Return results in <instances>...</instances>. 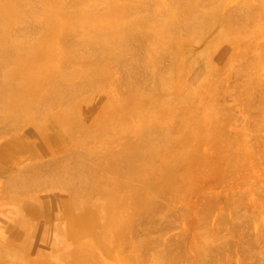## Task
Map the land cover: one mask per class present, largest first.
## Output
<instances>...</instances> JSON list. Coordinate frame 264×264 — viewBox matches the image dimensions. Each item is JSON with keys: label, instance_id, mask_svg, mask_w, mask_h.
Here are the masks:
<instances>
[{"label": "bare ground", "instance_id": "6f19581e", "mask_svg": "<svg viewBox=\"0 0 264 264\" xmlns=\"http://www.w3.org/2000/svg\"><path fill=\"white\" fill-rule=\"evenodd\" d=\"M224 1L225 0H213L209 3L210 0H207V4H205L206 1L204 3V0H0V129L7 132L5 131L6 129H14L13 126H16L14 129L16 131L18 128L17 124L20 123L18 117L23 113L20 111H27L32 115L31 117H33L34 104L44 103L46 105L43 107H45L49 106L48 104L50 103H56L55 101L60 99H63L60 101H63L65 104L66 102H64V98L69 102L72 101L73 98H76L73 91L72 94L68 95V93L71 92L70 90L76 89L77 91L80 90L81 87L83 89L85 86V91L88 86V88H90V86L93 85L100 86L106 84V86L114 88L113 91L116 92V99H125L124 106L122 108H117V101L119 100H116L115 98L110 100L107 99L102 106V110H104L108 101L111 103V111L113 113L115 112V114L118 110L125 111L126 113L123 115H127L129 111L133 112L137 109L141 112V109L150 111L149 108L151 109V105L158 108V105H162V103L160 99H156V95H154L155 99L147 100V98L150 93L158 94L162 81L168 78L167 74H163L164 72L162 71L166 70L163 68L167 62H165L164 59L168 56L170 57L171 52H175L177 56L175 62L178 66H181L185 54L187 55L189 50L192 51V44L202 42L203 39L206 38V34L209 33L210 30H213L214 32V29L217 27H220V31H223L222 35L234 32L236 35L235 40L239 42L243 41V38L246 35L240 34L241 32L239 31L242 28L239 25L244 21L246 23L249 22L248 19L251 18V14H249L247 11L248 9L243 5L247 11V15H243V7H241L240 10L238 4L223 12L222 7H224V5L222 6V4ZM208 3L210 5H208ZM249 3L251 4V1ZM261 3L263 4L256 14V16L258 15V19H262L264 16V0H261ZM240 4H242V2ZM100 5L102 6L100 7ZM200 7L203 8L199 9ZM250 7L252 8L251 5ZM140 11H148L149 13L147 12V15L143 13V16H141L138 14ZM246 11L244 14H246ZM244 25L245 24H243V27ZM256 27L257 30H250V36L253 37L258 34L264 35V25L256 23ZM238 33L240 35H238ZM186 38H188V40ZM211 38L212 39H209L208 41L205 40L207 47H210L212 42L215 43L216 41L214 37L211 36ZM133 41H136V43L142 48V51H145L144 55L146 60L143 61L144 58L142 56L143 59H141L142 62L139 70L137 64H139L140 61H136L134 59L135 55H131V57L134 56L133 59L136 61L134 62L135 69L137 68L139 71H136L131 67L132 72L130 70L129 74H126V72L123 74L121 72L122 67L124 66L125 68L124 63H126V61H123V59H125L124 53L129 52L131 54V45H134L131 44V42ZM190 41H193V43L190 44ZM77 45H80L84 49L97 45L96 48H94V46L92 48H94L97 53H103L101 63L100 61L91 62L90 57L87 56L85 59L79 60V62H81L79 69L64 71L60 75L58 71L62 67L67 68L69 65L75 66L78 61L76 58L77 51L75 50ZM225 47L226 46H224V48ZM135 48H137V46H135ZM246 48L248 47H245V49ZM134 49L133 51H137V49ZM262 49L264 50V44H262ZM163 53L165 55H163ZM135 54L139 55L138 53ZM141 54H143V52H141ZM162 55L164 57V62L161 63L163 66L160 67L163 69L160 71L157 66L156 69L149 72L146 66L150 63L155 64L156 60ZM139 56L141 57V55ZM223 56L224 54L221 55V57ZM43 60L51 62L52 66L48 67L45 71H40L38 65L40 66ZM130 60H132V58ZM170 62L172 63V61L168 59V63ZM128 63L130 64L131 61ZM134 63H131V65ZM115 64L118 66L122 65L121 70H119L122 73V76H117L115 71L112 72ZM144 67L147 69L143 70ZM184 67L185 66L183 65L178 76L181 84L183 82L182 72L185 69ZM118 68L120 69V67ZM128 69H130V67ZM128 69H124L123 72ZM224 69V67L214 69V72L210 74V78L218 82L219 80L215 77L217 76L219 78L220 73L225 72ZM192 73L190 75H194V73ZM200 74L201 72L197 75ZM75 77H78L79 79L75 80ZM40 79L43 81L41 85H39ZM194 81L195 80H193V82ZM122 83L128 87H125L127 90L124 93L123 90L119 88L122 86ZM142 85L144 87L148 85L147 89H149V92L146 94L147 97H145V100L143 101V106H141V102L144 98L143 93L137 92L138 87ZM82 89L80 90L81 93L83 92ZM144 89L146 90V88ZM167 91H169L168 88L164 90V92ZM182 93V90L177 93L179 100L176 104H172L169 110L163 107L160 108L162 113L159 111V113L156 112V114L148 117L146 126H144L143 129L140 128L136 131L135 136L139 138L137 141L128 140L119 152H115L108 157L106 156L107 158L105 162L102 160L103 163H99L97 160L93 162V155H91L92 157L89 155L85 157L76 155L80 152L77 148L79 142L74 144V148L72 149L74 150V154L71 152L73 157L71 154L67 153L66 155L68 157L65 155L64 158H61L60 155L59 157L61 159L53 157L49 160L47 159L48 161L53 159L50 163L48 161H43L45 166H49V168L51 167L53 170L54 168H57L58 165L61 166L62 169L58 168L57 170H63L64 173V175L60 173V175H63V179L65 177L64 181H61L60 183L61 185L63 184L65 188L58 186L61 187V192L55 196V198L59 199L55 204H58L56 206L59 209V213L62 214V218L64 219L63 223L58 221V213H50L52 209L50 202L51 199H47L46 196H41L40 194H33L32 192L34 188L32 192H30V184L33 183L31 180L34 179L36 182L38 180V175L42 177L40 175L42 172L39 171V173L36 166L33 168L31 163L32 169H29L30 167L28 169L21 168L19 169V172L15 169L17 173L14 171L15 174H9V178H7L8 180L4 179L5 181H2V191H4L5 187V190L11 192L9 189L16 186L15 189L18 187L23 191L21 195H25L24 193L26 192L27 194L30 192L29 194L34 195L33 198L29 200H21L20 194L16 199L13 197L14 199L12 200L20 199L17 203L15 201V204L13 203V205H15V214H17L16 217L20 215V211H22L29 214L27 219L35 218L38 221L43 220L44 225L42 226L41 233H39L40 239L50 242L52 248L50 249L52 250V253L56 255L55 258H51L49 255L51 251H48L49 253H44V257L30 258L31 255H29V253L32 254L31 252L33 250V231L27 227V220L24 218V223L17 227L19 219L16 218V220L14 219L15 224H9L6 227L4 225L6 224V220L3 221L1 218V215L6 217V214L0 212V264H104L101 262L105 261L108 264V262H111L109 259L116 260L119 257H122L126 264H141L143 262V252L141 251L149 241L147 239L149 237L148 235L144 237L142 236V238L138 237L140 239L137 242L135 241L136 243H130L132 240H130L128 233L133 231L134 233L132 234L136 235L134 231V227H136V224H134L135 219L140 215L144 217L141 218V224H145V221L147 224H150L148 221L151 220L153 216H160L159 214L161 210L165 207L164 204L160 203L166 202L164 198L167 200V194L165 193L163 195L164 197L160 196L163 198L158 199V202L156 201L157 199H153V192L157 195L158 192H172L181 189L180 186L182 181L185 180L186 170L191 171V168L186 165L199 164L201 166L200 168L206 167L205 160L209 157H207V153H200V149L204 143L211 141L212 135L209 133V126H216L214 123H217L218 121L217 117H215L217 112L214 114L212 113L209 117L200 121L193 119V108L188 103L184 104L185 98L180 95ZM63 103L61 102V104ZM90 103H93V100ZM83 108L88 109V111L90 109L87 107ZM84 109L83 114L85 116L87 112ZM77 110H79L78 106H72V112ZM17 112H20L18 116ZM168 113L169 119L165 120L164 125H162V118ZM71 114L72 113L67 110L64 115L63 112H58L57 121L60 124L62 133L68 135V138L73 139L75 136L74 134L82 133L84 131V127L81 122L78 121V118ZM56 116L57 114L53 116L54 119H56ZM22 117H24V114ZM22 117H20V120L24 119H22ZM62 117L73 118L70 119L68 125H65L64 121H62ZM34 118L31 120L33 130L28 131L22 136L15 133L11 140L13 144L24 151V153L29 152L30 156L32 155L31 157L36 156L39 151L40 153H45L47 150L51 149L52 146L53 148H58L64 143L62 136L49 135L47 133V127L45 124L48 120L46 122L43 121L45 122L44 124L42 123L43 119L41 121H36L37 118ZM209 118L211 119L209 120ZM125 120L128 119L125 118ZM206 120L209 121L206 122ZM170 122H172L171 125ZM173 122H176L175 125H173ZM207 125L209 126L207 127ZM216 128V132L221 134L219 127L216 126ZM172 130L175 134H172ZM3 131L0 132L1 136ZM87 133H89V130H87ZM31 138L33 141L29 142ZM122 139H120V141ZM6 150L7 148L5 146H0V156H6V153L4 155ZM207 162L209 163V161ZM43 163H39V165L41 164L43 166L41 168L39 167V169L44 168ZM7 165V163L0 162V173L7 170ZM51 168H47L48 171L52 170ZM97 168H99V171ZM30 170L31 172L28 173ZM35 172L36 174L34 175ZM50 173L49 175H52ZM31 175H34L35 177H31ZM58 175L59 174H57V176ZM29 178L32 179L30 180ZM50 178L52 177H49V179ZM27 179L30 180V183ZM49 179H46V181ZM50 180L53 181L54 179ZM35 182L33 183L34 185L36 184ZM47 185L49 184L47 183ZM38 186L41 187L40 185ZM38 186L35 185L33 187L36 188ZM42 187L44 188L46 186L42 184ZM54 189L55 188H49L47 191ZM63 192L66 193V196L62 194ZM27 196L30 197L29 195L24 197ZM24 197L22 196V198ZM1 198L10 200L12 197L7 198L3 196ZM263 204L264 203H262V205ZM258 205L260 206V204ZM263 207L264 206H262V209L264 210ZM242 209V212H244V205ZM251 213L255 215V213ZM251 213H248V215ZM207 215L208 213L204 216L201 215L199 218L200 225L207 226ZM237 215L238 214L235 216ZM243 216H245V218L247 217L246 215ZM223 217L225 218V216H221L220 222L227 221L226 218V220H222ZM233 218L232 220H234ZM242 218L245 220L244 217ZM9 221L11 220L9 219ZM235 221H231V223L235 225ZM247 222H249V220H247ZM247 222L245 220L244 224ZM231 223L230 227H232ZM220 224L222 226L224 223L222 222ZM244 224L241 226L243 227ZM247 224L252 225V222ZM36 225L37 224H35V227ZM145 226H143L144 229H146ZM148 226L149 225L146 227L148 228ZM245 226L247 225L245 224ZM206 228H208V226L205 227V229ZM232 230L233 233L236 234L237 231L234 229ZM202 231H204V229ZM202 231L195 233L197 236L193 240L192 256L195 263L223 264L224 261H220L224 259L222 258L224 255V253L222 254V250L226 247V245H224L226 240H224L225 242L219 241L220 244L223 242L221 247H225L220 249L219 246L220 251H217L218 248L216 246L220 244L213 245L212 240L210 239V234H205ZM207 231L210 232L209 230ZM2 232L7 234V237H2ZM251 237L249 236L250 239H252ZM217 238L219 237L215 236V239ZM231 239L232 238L230 237L228 240ZM246 241H248V239ZM246 241H244L245 247L242 245L243 251L244 249L246 250V247L249 249L248 246H246ZM255 241L256 240H254V242ZM254 242L251 243L253 244ZM228 243L226 242L225 244L228 245ZM247 243L249 244V242ZM169 244L170 243H168V245L166 244L167 246L163 245L164 247H162L160 263H174L175 261L177 262L179 258V254H176L177 249L175 247V249H173V247H171L172 245ZM230 244L232 245L233 243H229L228 247ZM240 244L242 243H238V245ZM127 245H130V248H125ZM232 246H230V248ZM252 246H255V244ZM256 246L258 247V245ZM260 247L258 248L263 251ZM258 248L254 247L253 250L257 251L255 255L256 258L264 255L262 254L264 252H258L260 251ZM213 250H216L218 254L219 252L222 254L221 259L218 256L217 262L208 257V254L210 253L209 256L213 258V255H211ZM247 251L248 250L244 252L246 253ZM258 253L259 256L257 255ZM143 255L145 254L143 253ZM249 255L247 252L248 258L251 257V255ZM192 256H184V258L186 261L188 259L191 261L193 260ZM245 256L246 254L244 257ZM227 257H229V259L231 258L230 256ZM245 258L244 260H246ZM252 258L253 257H251V260ZM247 260L244 262H249L250 264L253 263L250 262L251 260ZM226 261L228 262V258ZM191 262V264H193V261ZM241 262V264H243V260H241Z\"/></svg>", "mask_w": 264, "mask_h": 264}, {"label": "rangeland", "instance_id": "374dc122", "mask_svg": "<svg viewBox=\"0 0 264 264\" xmlns=\"http://www.w3.org/2000/svg\"><path fill=\"white\" fill-rule=\"evenodd\" d=\"M212 1L213 0H210L209 3H211ZM250 1H251V4L249 3ZM241 2L242 4H240ZM204 3L207 4V0H204ZM209 3L208 5H210ZM236 4H238V6L240 7L239 8L240 10H241V7H243L242 9L244 11L243 15L246 16L247 11L249 12V14H251L250 15L251 18L248 19L249 22L246 23L244 21L242 24L239 25L242 28L239 31L241 32L240 34L246 35L243 38L242 42L235 40L236 35L234 34V32H229V33L222 35L223 31H220V27H217L216 29H214V32L213 30H210V32L206 34V38L208 39L205 38L203 39L202 42L198 41L199 43H196V44L193 43V41L192 42L190 41V44L193 43L192 44L193 49L192 51L189 50L187 55L185 54L184 61L181 66H178L177 63L175 62L177 59L175 52H171L170 57L166 54L168 56L166 57L167 60L164 59L163 55L165 54L163 53V55L156 60L155 64L150 63L148 66H146L148 69L146 67L143 68V70L147 69L149 70V72H152L151 70L156 69L157 66L160 69V71L163 68L166 69V70L164 69L165 71H162V72H164L163 74L166 73L168 78L162 81L161 86L158 90V94L150 93L149 97L147 98V100L155 99L154 95H156L157 97L156 99H160L162 103V105L161 104L158 105V108L154 105L153 106L151 105V109L149 108L150 111H145L141 109L142 110L141 112V111H138L139 109H137V110H134L133 112L129 111L127 115H123L126 112L122 110H118L117 113L115 114V112L113 113L111 111L110 109L111 103H109L108 101H107V104L104 110H102V106L104 105L107 99L108 100L114 99V98L116 99V95H115L116 92L113 91L114 88L110 86H106V84L100 85V86L93 85L95 87L90 86V88H88L89 87L88 86L85 91L84 89L86 87L85 86L83 87V89L82 87L80 88V90L81 89L83 90L82 93L80 90L76 91V89L75 90L69 89L71 92L68 93V95L72 94V91H73L76 98H73V100L70 102L68 100H65L66 98H64V102H66L65 104L63 103V101H60L63 99L55 101L56 103L54 102L50 103L48 104L49 106H45V107H43L44 105H46L44 103L34 104L33 117H31L32 115L28 113L27 111H20V112H23L21 113L22 115L20 114V112L19 113L17 112V116L20 114V117H22L24 114V117H22V119L23 118L24 119L20 120V117H18V120L20 123H18L19 125L17 124L18 128L16 131L14 130L16 126H13L14 129L12 128L6 129L5 131L7 132H4L2 129H0L1 131H3L2 136L0 135V146H5L7 148V150L4 152V155L6 153V156H3V157L0 156V162L8 164L7 170L3 173H0V212L5 213L7 219L4 215H1V218L3 219V221L6 220V224H4L6 227L9 224H12V223L15 224L14 219L16 220V218L19 219V223L17 224V227L20 226V224L22 225V223H24L23 222L24 218L27 220L28 222L27 227H29L30 230L33 231L32 232L33 250L31 252L32 254L29 253V255L32 256V257L30 256V258L44 257L45 256L44 253L47 254L49 253L48 251H51V253L49 254L51 258L52 257L55 258L56 254L52 253L50 242H46V240H44L43 238H42L43 240L40 239L39 233H41V229H42V226L44 225V221L43 220L38 221L35 218L27 219V217H29V214H27L26 212H22V211H20V215L16 217L17 214H15V209H14L15 205H13V203L14 204L15 202L17 203V201L18 200L20 201V199L21 200L22 199H28V200L32 199L34 195H31L29 193L32 192L34 188L32 192L33 194H40L41 196H46L47 199H51L50 202H51L52 209L50 213L51 214L58 213L59 214L58 221L60 223H63L64 221V219L62 218V214L59 213L58 211L59 209L56 206L58 204H55L56 201H59V199L55 198V196L60 194L61 187H64L63 184L61 185L60 183L61 181H64L65 179V177L63 179V175H64L63 170L61 171L57 170L58 168L62 169V167L58 165V167L54 168V170L50 167L52 169L50 170L51 171L50 173V171H48V169H50L49 166L48 167L45 166L43 161H48L52 157L56 159H61V158H64V156L67 153L71 154V152L72 154H74L73 153L74 150H72L74 148V144H77L76 142H79V144H77V148L80 150V152L77 153L76 155H80L81 157L83 156L85 157L87 155L92 157L91 155H93L92 157L93 162L96 160L97 162L99 161V163L105 162L108 156H111L115 152H119L123 148V146H125L128 140L137 141L139 138L135 136L136 131L140 128L143 129L144 126H146L148 117L156 114V112L159 113V111L162 113V110L160 108L164 107L169 110L172 104H176V102L179 100V96L177 95V93L180 90H182L183 93L180 95L181 97L184 96L185 98L184 100L186 102L184 101V104L188 103L193 108L192 109L193 114H194L193 119H197L198 121H200L204 118L209 117L212 113L214 114L215 112H217L215 117H217L218 121L217 123H214V124H216V126L219 127L221 134L216 132V129H217L216 126L207 125V127L209 126V129H210L209 133L212 135V138H211V141H209L208 143H204L200 149L201 150L200 153L202 154L207 153L206 155L207 157H209L208 158L209 160L208 159L205 160L206 161L205 163L207 164V165L205 164L206 167L200 168L201 166L199 164H197L198 167L197 165H186L191 168V171L186 170L185 178H184L185 180L182 181V184L180 186L181 189L175 190L172 192H167V191L158 192L157 195L156 193L153 192L154 194L153 199L155 200L157 199L156 201L158 202H159L158 199H162L164 197L163 195L165 193L167 194V200L166 198H164L166 202L160 203V204H164L165 207H163V209L161 210L159 214L160 216L155 215L152 218L154 220L151 219L149 220L150 222L148 221V223L150 224H147L146 221H145V224H141L142 222L140 221L143 216L139 215L135 219L134 224H136L135 225L136 227H134V231L136 235L132 234L134 233L133 231L131 233H128L130 240H132V242L130 243H136L140 238H142V236L144 237L148 235L149 238L147 237L146 238L149 240L148 241L149 243L147 242V244L144 247V248L146 247L147 248L146 249L143 248L141 251L145 254L143 255L142 253L143 262L141 264H153V263L154 264H191L192 263L191 261H193V264H196L192 256L193 255V250H192L193 240L197 236L195 235V233H198L204 229V231L202 232L208 235L210 234V239L212 240L213 245L220 244L219 241L225 242L224 240H226L227 243L228 242L233 243L232 244L233 246L230 244V246H232L230 248V246L228 247L229 243L227 245L225 244L226 243L225 242L224 245H226V247L225 246L224 247L226 249L224 247H221L223 242L222 244L217 245L216 246L218 248L217 251L219 250V246H220V249L222 248L225 249V250L224 249L222 250L223 252L221 251L222 254L224 253V255L222 256L220 252L218 254L216 250H213V252H211V255H213L212 256L213 258L209 256L210 253L208 254V257L211 260H215V262H217L218 256L220 259L222 256V258L224 259H222V261L220 262L224 261L223 264H226V263L231 264L232 261H233L232 264H241L242 263L241 260H243V264H250L249 262L245 263L248 258L247 256V252H248V255L250 254L251 257H253L252 258L253 261L251 260V257H249L250 259L248 258L247 261L251 260L250 262L251 263L253 262L252 264H264V258H263L264 255L262 256L260 254L261 256H259V253L264 252V210L262 209V206H264V204L262 205V203L264 202H261V201H264L263 199L264 197V189H263L264 188V162H263L264 161V158H263L264 157V50L262 49V44H264V35L258 34L253 37L250 36V30L252 29L257 30L256 23L264 25V16L262 17V19H258L257 18L258 15L256 16L259 8L261 7L263 3H261V0H247V3H246V0H225L224 3L222 4V6L224 5V7H222L223 9L222 8L221 9L223 12H225L227 11L228 8H232ZM243 5L248 9L247 11ZM250 5L252 6V8L250 7ZM101 6L102 5H100V7ZM202 8L203 7H200L199 9H202ZM245 11H246V14H244ZM147 12L148 11H140L138 12V14L143 16L142 15L143 13H145V15L149 13ZM243 24H245L244 27H243ZM240 34L238 33V35ZM211 36L214 37L216 41L215 43L212 42V45H210V47H207L206 41H208L209 39H212ZM186 39L188 40V38ZM131 44H134V45H131L132 51L135 48V46H137V48H135L134 50L137 49L138 52L131 51V54L129 52H128L129 54L124 53L125 59H123V61H126V63L123 62L125 65V68L123 66L122 71H121L123 74L125 72L126 74H129L130 70L132 72V69H135L134 62L136 61H140V63L138 62L139 64H137V68L140 70V64L142 62L141 59L144 58L143 61L146 60L145 55H144L145 51H142V48L139 46V44H137L136 41L131 42ZM93 46L94 48L97 47V45H93ZM93 46H90L84 49L80 45H77V47H75L76 48L75 50L77 51L76 58L78 59V61L76 62L75 66L69 65L67 68L62 67L60 70L58 69L59 70L58 73H60L61 75V73L64 71H68V70L73 71V70L79 69L80 64H81L79 60L85 59L87 56L90 57L91 62L100 61L101 63L102 58H103V53L102 52L97 53L94 50V48H92ZM224 46L226 47L224 48ZM245 47H248V48L245 49ZM79 48H82V49H79ZM140 51L143 52V54H141ZM135 53H138L139 55H141V57ZM222 54H224L223 57H221ZM131 55H135V58L134 56L131 57ZM136 55L138 56V59L140 58L139 60L137 59ZM128 57L129 58L131 57L132 60H130L131 58L129 59ZM163 59L165 60V62L167 61L166 65L164 63L165 67L163 66V64H161L162 62H164ZM168 59L172 61V63L171 62L168 63ZM202 59H203V63H202ZM127 61L128 62L131 61V63H134V64L131 65V63L129 64ZM126 64H127V67H126ZM183 65L185 66L184 67L185 69L182 72L183 82L181 84L178 76H179L180 69L182 68ZM201 65L203 68L201 67ZM50 66H52L51 62L43 60L40 66L38 65V69L40 71H45ZM121 66H118L115 64V66L113 67L114 69H112V72L115 71V74L117 76L118 75L122 76L121 75L122 73L119 71L121 70ZM160 66H163V68ZM118 67H120V69ZM129 67L130 69H128ZM221 67L225 68L224 69L225 72H221L219 78L217 76L215 77L219 80L218 82H216L210 78V74L214 72V69L221 68ZM137 68L135 69L136 71L138 70ZM197 68L199 69L201 68L200 70L202 69L203 70L200 71ZM124 69H128V70H125L123 72ZM196 70L197 72L199 70L201 74L197 75L199 74V72L197 73ZM192 72L194 73V75H190ZM74 79L78 80L79 78L75 77ZM193 80L195 81L193 82ZM42 83L43 81L42 79H40L39 85H41ZM142 86L138 87L137 89V92L143 93V97H144L141 102V106H143L142 105L143 101L145 100V97H147L146 94L149 92V89H147L148 85L145 87L144 86L142 87ZM125 87H127V85H124V83H122V86L119 87L121 90H123V93L128 88V87L127 88ZM144 88H146V90ZM167 88L169 89V91L164 92V90ZM92 100H93V103H90L92 102ZM116 100H119L117 101V108H122L124 106L125 99L122 100V99L117 98ZM83 101H84V104H83ZM61 102L63 104H61ZM72 106H78L79 110L72 112ZM81 107L90 108L89 111L88 109L83 108L87 112L85 116L83 114V109ZM66 110L70 111L73 115H75L76 118H78V121L81 122V124L84 127L83 128L84 131L82 133L74 134L75 136L73 139L68 138V135L62 133L60 124L57 121L58 112L60 113L63 112V115H64L66 114ZM41 111H43L44 113ZM24 112H27V113H24ZM56 114H57L56 119H54L53 116H55ZM73 117H62V121H64L65 125H68V122ZM32 118L34 119L37 118L36 121H41L43 119L42 123L44 124L48 120L45 124L47 127L46 129L47 133L49 135L62 136L64 139V143L61 144L58 148H55V147L53 148V146L51 145L52 148L47 150L45 153H42V152L40 153L39 151L37 155L34 156L35 158L31 157L32 155L30 156L29 152L24 153V151H22L16 145H14L11 140L15 133H18L19 136H22L23 134H26L28 131L33 130L32 122H31ZM125 118H127L128 120H125ZM27 119L30 121H28ZM83 119H86V120H83ZM167 119H169V113L164 118H162V125H164V122ZM210 119L211 118H209V120ZM209 120H206V122H208ZM175 123L173 122V125H175ZM171 124L172 122H170V125ZM87 130H89V133H87ZM172 134H175L173 130H172ZM37 135L39 134L37 133ZM120 139L122 140L120 141ZM31 141H33L32 138L31 140H29V142ZM8 151L10 152V154ZM66 157L68 156L66 155ZM52 161L53 159L48 162L50 163ZM207 161H209V163ZM40 162L43 163L44 168L46 169L48 168V169L47 170L44 168H42L43 170L39 169V167L40 168L43 167L41 164L39 165ZM48 162H45V163H48ZM31 163H32L33 168L36 166V168H38L37 169L38 172L40 171L43 174L39 172L42 177L38 175V180L36 182L34 179L31 180L32 178L31 179L29 178V179L31 180V182L33 183L35 182L36 186L40 185L42 187V184H43L46 187L44 188L42 187L41 189V187L38 186L40 189L38 187H36L37 188L36 189L35 187H33L35 185L32 183L30 184V187H31L30 192H28L27 194V192L24 191L26 192L24 193L25 195H21L23 191L18 187H17L18 189L17 188L15 189L16 186L14 188L11 187L9 189L11 192H8L7 190H5L6 189L5 187H4V191L1 190L2 181L4 182L5 181L4 179L9 178L8 177L9 174L14 173L15 169L18 172L20 171L19 169L21 168L28 169L30 167L29 169H32ZM97 169L99 171V168ZM16 171L15 173H17ZM30 172L31 170L28 171V173ZM49 173L52 174L53 176L49 175ZM60 173H62L63 175L62 174L60 175ZM35 174L36 172L34 173V175ZM57 174L59 175L57 176ZM34 175H31V177H35ZM49 177H52L50 179H54V180L53 181L50 180ZM54 177L58 180H56ZM46 179H49L47 181H51L52 183L47 182ZM30 180H28L29 183H30ZM45 181L49 185H47ZM39 183H42V184H39ZM57 183H60V184H57ZM58 186H61V187H58ZM49 188H55V189L51 191H47V189ZM53 191L55 192L56 195L54 194ZM62 194L66 196L65 192H63ZM26 195H29L30 197L28 196L24 197ZM3 196L7 198L12 197L10 198V200L14 199L13 197H15L16 199L20 196L21 198L18 200H12V201L8 199L9 200L8 201L7 199H2L1 197ZM22 196L24 198H22ZM160 196H163V197L161 198ZM209 203L212 205H210ZM258 204H260V206ZM243 205H244V212H247V213L242 212ZM240 210L242 213L240 212ZM206 212L208 213L209 217L207 215L206 224L208 228L205 229V227L207 226L200 225L199 218L201 217V215L204 216L205 214H207ZM251 212L255 213V215L252 214ZM248 213H251V214L248 215ZM236 214L238 215L235 216ZM240 214L246 215L247 219L245 218V216L243 215L241 216ZM251 215H253L254 217ZM221 216H225L227 221L220 222ZM236 217H239V218H236ZM242 217H244L246 222L247 220H249V222L247 223L252 222V225L245 223L247 225L245 226L244 224L245 220H243ZM225 218L223 217L222 220H226ZM232 218L234 220H232ZM9 219L11 221H9ZM205 219H206V216H205ZM250 220H253V221H250ZM231 221L233 222L235 221V225L232 224ZM222 222L224 223L222 224L223 227L220 224ZM230 223L232 224V227H230L231 226ZM35 224H37L36 227H35ZM146 224L150 226V227L148 226L149 229L146 227L147 226ZM242 224H244L246 228L244 226L242 227L241 226ZM143 226H145L146 229H144ZM239 226H240L241 231L239 229ZM138 227L140 230L138 229ZM237 227L239 230L237 229ZM160 228L162 231L160 230ZM232 229L237 231L236 234L233 233ZM207 230H209L210 232H208ZM259 234L263 237H261ZM3 236L7 237V234L2 232V237ZM215 236L219 238L215 239ZM249 236L250 237L252 236L251 237L252 239H250ZM256 236H259V237H256ZM134 237H137V238L140 237V238L137 239ZM230 237L232 238L231 239L232 242L231 240H228L230 239ZM255 238L257 239L259 238V239L257 240ZM245 239L246 240L248 239V241H246ZM243 240L246 241V246H248L249 248L247 249L246 247V250H248L246 253L244 252L246 251L245 249L243 251V246L245 247V242ZM254 240L256 241L254 242ZM240 242L242 244L238 245V243ZM247 242H249V244ZM251 242H254V243L252 244ZM168 243H170L169 245H172L171 247H173V249L175 248L177 249L176 254L177 253L179 254V258L177 262L175 261L174 263L173 262L172 263L170 262L160 263L162 247L167 246ZM254 244L255 246H252ZM256 245H258V247L262 246L260 248L263 249V251L260 250ZM249 246L252 248H250ZM254 247L260 250L258 251L259 253L257 255L259 257L257 258L255 256L257 251L256 250L253 251ZM125 248H130V245L129 246L127 245ZM245 254H246L245 256L246 258L244 257ZM184 256L185 257L192 256L193 260L190 259L191 261H189L188 259L186 261ZM227 256H230L232 260L231 258L229 259V257ZM227 258H228V262L226 261ZM244 258L246 260H244ZM101 261H105V260H101ZM109 261L111 262H108V264H126L124 263L122 257H119L116 260L109 259ZM101 263L107 264L106 261L101 262Z\"/></svg>", "mask_w": 264, "mask_h": 264}]
</instances>
